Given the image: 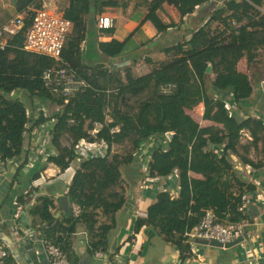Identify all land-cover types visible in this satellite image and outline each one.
<instances>
[{"label": "trees", "instance_id": "obj_1", "mask_svg": "<svg viewBox=\"0 0 264 264\" xmlns=\"http://www.w3.org/2000/svg\"><path fill=\"white\" fill-rule=\"evenodd\" d=\"M166 1L148 2L145 21H151L159 34L179 27V23H166L158 15V11H164ZM206 1L173 0L180 6V23ZM16 2L24 16L23 29L10 39L8 46L0 48L1 160L7 164L11 158L22 154L33 140V130L50 121L47 162L61 171L78 159L76 144L81 138H89L88 130L96 123L102 124L97 138L106 140L109 145L104 156L81 157L68 186L66 196L70 204L80 206V214L74 215L70 206L62 218L55 217L54 202L48 195L39 196L30 206L33 222L40 225L46 242L60 247L70 264H77L71 235L78 223H82L91 238L92 250L105 248L107 235L114 225L101 222L100 217L112 219L125 202L120 167L133 162L153 137H158L159 141L150 151L148 175L168 177L178 173L179 190L177 195L169 189L160 190L156 201L148 206L146 216L137 219L136 231L150 223L165 240L183 252L187 250L184 233L200 222L204 209L213 208L219 221L246 219V214L239 210L241 198L255 186L238 175L230 158L235 156L242 165L253 168L264 165V121L251 115L240 117L236 112L237 108L246 107L243 102L253 92L250 76L239 71L238 64L243 58L248 64L253 63L258 51L264 48V0H224L189 37L180 35L178 41L161 47L167 59L157 62L149 72L135 75L129 66L123 72L101 74V78H91L78 70L81 53L78 44L85 36L84 17L91 4L90 0H71L64 16L74 22V28L62 50L61 63L82 74L90 87L68 102L54 95L42 80L43 70L55 61L22 49L24 30L31 24L33 9L41 5L40 1ZM99 2L95 0L97 6ZM103 4L113 6L117 2L108 0ZM98 45L101 52L110 57L120 53L125 42L113 39ZM211 75L214 78L209 92L206 82ZM170 83L176 85L172 92L161 93L160 86ZM17 90L27 95V103L11 94ZM149 90L151 93L139 101L137 109L121 107L129 97L141 96ZM213 90L215 95H211ZM227 94L232 98L233 109L225 106ZM36 100L49 110L48 117L43 109L36 108ZM199 104L204 107L203 118L213 124L203 126L188 112ZM29 108L38 112L39 117L27 127ZM108 115L112 121L107 120ZM114 127L119 131L112 132ZM65 136L70 143L64 142ZM124 142H129L131 148L121 153L116 146ZM28 154L14 172V180L23 179L26 187L40 172L33 166L24 173ZM24 191L13 193L19 201L27 202Z\"/></svg>", "mask_w": 264, "mask_h": 264}, {"label": "crops", "instance_id": "obj_2", "mask_svg": "<svg viewBox=\"0 0 264 264\" xmlns=\"http://www.w3.org/2000/svg\"><path fill=\"white\" fill-rule=\"evenodd\" d=\"M43 1L49 8L62 15L71 5V0ZM104 1L108 0H100L97 6L95 0H90L91 9L86 10L84 17L85 36L78 44L81 51L78 70L91 78L100 77L101 74L110 75L120 71L123 66H132L138 71L141 69L143 73L149 72L157 62L167 59L161 47L178 41L180 35L189 37L206 22L212 9L224 0H207L193 13L185 16L179 27L169 28L161 34L151 21H145L148 2L152 0H115L117 4L113 6L104 5ZM163 8L164 11H158V15L164 22L180 21V6L174 4L173 0H167ZM17 14L21 13L16 1L0 0V27ZM102 14H108L114 19V27L110 31L98 28L96 22ZM72 37L73 35L70 39ZM113 39L124 41V48L116 55L105 56L98 44ZM244 61L246 62V58L241 59L239 64L242 65ZM239 71L248 74L245 69ZM249 76L254 83L252 76ZM211 77L210 83L214 76ZM255 83L264 91L262 82ZM207 89L210 92V84ZM215 94L216 91L213 90V95ZM225 99L231 103L230 94H227ZM258 102L251 96L243 102L246 107L236 109L237 114L240 117L256 116L264 121V102ZM36 103L40 105L38 100ZM203 111V104H199L188 112L203 126L213 124L203 118ZM49 126L46 125L47 131ZM158 141V137H153L137 153L133 162L120 167L125 202L112 219L100 217L101 222L114 225L107 235L102 258L96 256L92 250L91 238L85 225L78 223L76 226L71 235V245L77 264H264V165L259 168L244 166L241 163L235 165L238 175L255 186L244 196L247 224L242 242L231 247L186 242L187 250L181 252L180 248L165 240L159 230L150 223L143 225L139 231L135 230L137 219L146 216L148 206L156 201L160 190L169 189L173 195L178 194V173L168 177L148 175L150 151ZM32 142L31 140L28 145H32ZM25 154L18 160L19 165L16 162H8L3 166L4 171L0 172V245H6L7 261L10 264H50L45 248L46 239L43 238L38 222H33L31 213H26L22 223L13 220L14 201L17 199L13 192H23L30 186L26 187L23 179L18 182L14 180V172L24 163ZM28 156L29 160L23 170L25 174L34 166L33 168L38 167L40 172L46 171L50 177L41 187L29 189L27 202L32 206L39 196L48 195L54 202L52 213L55 217L62 218L70 208L66 193L77 166L74 168L72 163L65 171H61L38 154L31 155L29 151ZM251 156L257 157L255 153H251ZM192 175L200 177L193 173Z\"/></svg>", "mask_w": 264, "mask_h": 264}, {"label": "built area", "instance_id": "obj_3", "mask_svg": "<svg viewBox=\"0 0 264 264\" xmlns=\"http://www.w3.org/2000/svg\"><path fill=\"white\" fill-rule=\"evenodd\" d=\"M38 1H40L41 5L33 9L32 22L26 30H24L22 49L26 52L47 56L55 61L54 64L49 65L43 70L41 75L42 80L44 85L49 88L54 95L63 97L65 102H68L71 97L84 92L90 87V83L82 74L69 65L61 63L62 50L73 31L74 22L58 11L49 8L43 0ZM7 5L8 4H4V6ZM234 24L236 26L239 25L236 22H234ZM97 25L99 29L109 30L114 27V19L108 14H102L98 18ZM23 26L24 16L22 14H17L14 18L4 23L0 27V48L3 49L8 46L10 39L20 33ZM262 85L264 86V80ZM175 87L176 85L173 83L164 84L160 86V92L169 94ZM11 94L20 97L23 91H12ZM225 106L233 109L234 105L226 101ZM36 108L39 110L43 109L45 116H49L50 113L46 107L36 105ZM27 113L29 115V122L26 126L29 127L32 126L39 117V113L33 112L32 108H29ZM53 120L54 119H52V121ZM107 120L112 121V118L108 115ZM50 122L41 124L33 130L32 145L29 146L27 144L22 154L30 151L31 155L38 154L47 161L51 135L50 132L46 130V125H51ZM101 126L102 124L96 123L93 128L88 130L89 138H81L77 142L76 154L78 155V159L81 157L104 156L107 153L109 150L108 143L104 139L97 138V133ZM118 131V127L112 129V132ZM35 148H37V150H35ZM22 154L11 158L9 162H16L17 165H19L18 160ZM4 164V161H2L0 157V172L4 171ZM76 166H78V164ZM49 177L50 175L46 171H41L39 176L32 180L29 189L41 187L48 181ZM29 189L27 188L24 191V195H26L25 199L27 198ZM241 201L242 205L239 210L246 213L247 205L244 197L241 198ZM29 203L30 202L19 201L18 199L14 201L13 220L15 222L22 223L24 221L26 213L30 208ZM70 206L74 215L80 214L81 208L77 203H71ZM246 224L247 222L245 220L241 222L219 221L214 209L207 208L202 211L200 222L190 230L185 231L183 240L185 243H197L196 239L214 240L221 243L224 247L226 244L233 243L245 235ZM45 248L47 259L50 264H70L68 257L60 247L45 241ZM95 255L102 258L104 252L102 250H97L95 251ZM7 257V247L5 244H2L0 245V264H10L7 261Z\"/></svg>", "mask_w": 264, "mask_h": 264}, {"label": "rangeland", "instance_id": "obj_4", "mask_svg": "<svg viewBox=\"0 0 264 264\" xmlns=\"http://www.w3.org/2000/svg\"><path fill=\"white\" fill-rule=\"evenodd\" d=\"M262 10L264 11V6L262 7ZM178 23L180 24V21ZM126 67H129V66H123L119 72H123V70H125ZM238 68L239 69H245V71H247V73L252 76V79H253V82L254 83L257 82V81H260L263 84V80H264V48H261L258 51V58H257V60H255L251 64H248L247 61L246 62L244 61L242 63V65L241 64H238ZM132 70H133V72H134L135 75L145 74V73H143V70H141V69H139V71L137 69H132ZM210 78H212V77L210 76L207 79V82H206V87L207 88H209ZM150 93H151V90L145 92L143 95L138 96V97H133V98H130L129 97V99L127 100V102H124V103L121 104V107L122 108H125V109H129V110H135L138 107L139 101L145 99ZM251 96H252V98H253V100L255 102H258V101L259 102H264V93H263V91H262V89H261V87H260L259 84H256L255 83L254 90H253ZM20 97H21V99L24 102L27 103L28 97H27V95L25 93L22 94ZM55 109H57V106L55 107ZM232 112H234V111L231 110V113ZM254 117H256V116H254ZM64 142L66 144H68V143L71 142V140L67 136H65L64 137ZM130 148H131V144L129 142H124L122 145L116 146V150H118L121 153L127 152ZM230 159H231V161H233L234 165H236L237 163H240L239 158H237V157L235 158L233 156ZM80 160H82V159H77V160H75L73 162L72 165L74 166V168L76 167L77 164H79Z\"/></svg>", "mask_w": 264, "mask_h": 264}, {"label": "water", "instance_id": "obj_5", "mask_svg": "<svg viewBox=\"0 0 264 264\" xmlns=\"http://www.w3.org/2000/svg\"><path fill=\"white\" fill-rule=\"evenodd\" d=\"M244 240V236L239 238L238 240H236L235 242L233 243H230V244H226L224 247H231L233 245H236L240 242H242ZM196 242L197 243H200V244H211V245H217V246H221L223 247V245L217 241H214V240H211V241H208L206 239H196Z\"/></svg>", "mask_w": 264, "mask_h": 264}]
</instances>
